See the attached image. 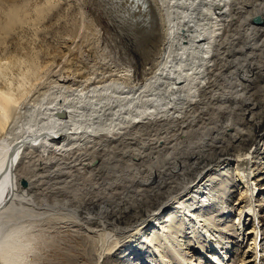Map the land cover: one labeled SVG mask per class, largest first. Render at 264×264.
I'll use <instances>...</instances> for the list:
<instances>
[{
  "label": "bare ground",
  "instance_id": "1",
  "mask_svg": "<svg viewBox=\"0 0 264 264\" xmlns=\"http://www.w3.org/2000/svg\"><path fill=\"white\" fill-rule=\"evenodd\" d=\"M40 1L37 16L59 3L74 13L61 54L0 57V264H34L44 205L59 196L97 236L101 264H116L113 235L152 255L140 264H230L219 209L235 213L240 264H260L264 161L250 164L264 145V0H144L131 12L127 0ZM6 11L0 30L23 28ZM225 186L228 201L238 191L231 207Z\"/></svg>",
  "mask_w": 264,
  "mask_h": 264
},
{
  "label": "rangeland",
  "instance_id": "2",
  "mask_svg": "<svg viewBox=\"0 0 264 264\" xmlns=\"http://www.w3.org/2000/svg\"><path fill=\"white\" fill-rule=\"evenodd\" d=\"M245 2L248 3L249 1H245ZM60 4L61 3L56 4L55 6L51 7L48 10L43 7L45 10L42 11L43 14H40L41 15V17H40V15L37 16V14L39 13V11H37L39 9L37 6L41 5L40 0H0V24H2L3 21L5 20V14H6L5 11L7 9L8 10L6 12L10 11L12 9V7L18 8L21 11V14H24L23 18L26 21V23H24V25H23V28L18 27V26L14 27V28H12V30H10L9 33H6L4 31L0 30V46H2V47H0V57H2V58L11 57V56L14 57L13 55H16L17 57L18 56L22 57L26 53H32L33 52L34 54H36V58L40 59L39 62L43 63L44 61H46L48 59L49 55L51 57L53 55L61 54V52L64 48L63 45L65 44L64 41H66L67 34H68L67 32H68L69 26H67V25H69V23L71 22L74 11L71 7H68L66 5L63 6V4H61V5ZM35 6L38 9L34 10ZM62 6H63V8H62ZM246 6L244 5V7H246ZM52 10H54V11H52ZM258 10H259L258 12H260V14H264V12L261 11L262 9H258ZM68 12L70 14H68ZM65 14H67V15L65 16ZM35 15L37 18L35 17ZM38 17H39V19H38ZM66 18H67V20H66ZM27 22H28V24H27ZM55 22L57 25L55 24ZM12 70H14V73H15L17 71L16 66L15 67L12 66ZM263 147H264V145H261L260 151L258 152V154L256 156L257 158L252 159V162L250 164L254 172L259 173V170L262 169V167H263L264 159H261V157L263 156L262 152L264 151ZM43 164L45 166L44 169H48L52 163L47 162V163H43ZM227 171H228L227 173L229 174L228 175L229 177L227 178L226 182L230 183L233 181V174H232L233 172H232V170L230 171V169ZM45 174H48V173L45 172ZM230 175H231V178H230ZM47 176L52 177L51 175H47ZM257 176H259V175H257ZM261 176L263 177L262 180L256 179L254 181V183H256L258 186L264 185V174H262V175L260 174L259 177L261 178ZM62 178L63 177H61V178L57 177L56 180L61 181ZM46 179H48V177ZM53 180L54 179H51V182ZM59 185H63L62 182H58L57 185H55V186H59ZM231 190H233V193H232V196L230 197V201H228V199H227V198H229V197H227L228 194L231 193V192H228V187L225 186L221 191L222 192V194H221L222 201L227 200L228 203L230 202L229 203L230 207L235 202V200L237 198V192H238L237 189L235 190V187H233V186H232ZM255 192L258 193V196H259V193L264 194V189L263 190H257L256 189ZM260 196H262V195H260ZM51 198H52V196L50 197V199ZM57 198H59V201L58 200H50V203H49L50 205H44L45 208H47L46 215H47V213H51L50 216L51 217L55 216V217L54 218H51V217L48 218L47 217V219L45 217L44 220H46V221H44V220L41 221L42 222V229L44 230L43 233L49 238H48L47 243L42 244L41 246H39L40 248L37 249L36 261L34 262V264H101L103 262L102 258L104 257V255L106 253L102 256V258H100L99 262H97V257H98L99 252H100L99 251L100 248L98 247L100 245V243L98 241L95 242L96 240H98V239H96L97 236L95 235L94 232H92V234H91V232H89L87 230V224H85L83 222V219L77 220L78 218H81L83 216L82 214L78 215L77 219H74L77 221H73L74 223L71 222L70 221L71 219H70V217H68V213H67L68 210L71 208L70 207L71 205L69 203H67V204L63 203L61 196H59ZM60 199L62 202H60ZM57 202L60 205L57 204ZM63 204H65L64 207H63ZM260 204H261V206H258V215L260 216V219H258L257 223H259L258 227L261 231V241L259 243V253L261 255L260 264L261 263L264 264V200L260 201ZM233 206L235 207V205H233ZM169 209H171V208H168V210ZM221 210L222 209H219V211H216L219 213L215 212V214H217V216L214 218L215 221L218 220V222H215V223H219V220H221L220 221V228L221 227L224 228V231H225L224 233H222V238L220 241H221V243L226 242V245L228 243L229 249H231V247H232V250L230 252V258H229L228 262L230 264H240L239 258L241 256L242 251L246 250V246H245V243H243L241 245V242L237 243L238 245L234 244L235 241H237L239 239V235H237L238 231L235 230V224L233 223L235 213L233 214V212H232V215L230 217H227L226 214L221 213ZM35 211L39 212V211H41V209L35 210ZM35 211L31 210L30 213L35 212ZM61 214H63V215H61ZM53 220H56V221L54 222ZM252 223H254V221H250L246 226L247 227L252 226ZM75 224H77V225H75ZM152 225H154V224H152ZM52 226H53V228H52ZM70 226H72V227H70ZM80 226H82V227H80ZM74 229H76V230H74ZM84 229H85V231H84ZM45 230H46V232H45ZM56 230H57V232H56ZM71 230L74 233L71 232ZM80 231H81V233H80ZM82 231H84V233ZM85 235H86V237H85ZM237 236H238V239H237ZM87 237H90L89 239H91L90 240L91 243ZM94 237H95V241H93ZM115 237H116V239H115ZM85 238H87V239H85ZM137 238L138 237H135V239H137ZM82 239H84V240H82ZM113 239L115 240V244L117 243L118 249L114 252L113 255H111L109 257V259H108L109 262L116 263V264H140L141 261L145 260V259H143V257H147L148 260L152 259V255H150L149 253H146L145 255H143V251H145V249L141 250L142 247H140V244L137 242V240L134 239L135 243L133 242V244H132L131 243L132 241H130L127 238L118 244L117 235H113ZM114 240L112 242L113 244H114ZM83 242L84 243L86 242L85 243L86 247L84 246ZM95 244L97 245L98 248H96ZM113 244H112V248L114 250L116 245L114 244L115 245V247H114ZM138 247H140V248H138ZM135 248H137V249H135ZM243 248H244V250H243ZM97 249L99 251L98 253H97ZM113 250L112 249L109 250V252H108L109 255L111 254L110 252ZM131 252H133V253L131 254ZM191 252L188 254V256H190L193 253V252L192 253ZM199 255L201 256V253H195L194 256H192V257L193 258L196 257V259H198L197 256H199ZM196 261H199V259ZM201 261L205 262L204 259H202ZM144 262H147V261H144Z\"/></svg>",
  "mask_w": 264,
  "mask_h": 264
},
{
  "label": "water",
  "instance_id": "3",
  "mask_svg": "<svg viewBox=\"0 0 264 264\" xmlns=\"http://www.w3.org/2000/svg\"><path fill=\"white\" fill-rule=\"evenodd\" d=\"M124 3V9L127 11V12H131L132 9L135 8L136 4H140L141 7H145V2L144 0H127L126 3ZM127 15V13H124L122 14V18H124L125 16ZM253 20L255 22H259L261 21V16L259 14L255 15ZM117 23V22H116ZM113 27H114V24H113ZM115 36L118 37V39H121V38H125V34L123 35L122 33H118V32H113ZM27 184L26 180L25 179H21V185L22 186H25Z\"/></svg>",
  "mask_w": 264,
  "mask_h": 264
}]
</instances>
